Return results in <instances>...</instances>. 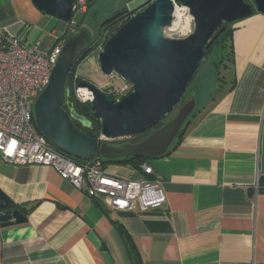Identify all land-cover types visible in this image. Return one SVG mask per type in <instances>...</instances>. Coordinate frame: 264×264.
<instances>
[{"label":"crops","instance_id":"1","mask_svg":"<svg viewBox=\"0 0 264 264\" xmlns=\"http://www.w3.org/2000/svg\"><path fill=\"white\" fill-rule=\"evenodd\" d=\"M103 1L86 14L91 27ZM112 1L132 13L150 0ZM68 27L32 0H0V28L40 43L42 55L62 48ZM233 28L230 79L219 77L212 98L204 87L183 140L147 160L164 179L162 207L107 209L54 169L9 164L0 155V191L28 212L19 210L26 223H0V264H135L122 229L141 264H264V16ZM110 165L108 175L143 177L129 165Z\"/></svg>","mask_w":264,"mask_h":264},{"label":"water","instance_id":"2","mask_svg":"<svg viewBox=\"0 0 264 264\" xmlns=\"http://www.w3.org/2000/svg\"><path fill=\"white\" fill-rule=\"evenodd\" d=\"M174 1L178 6L187 7L194 18V32L189 37L172 39L166 35L173 23L175 5L172 0H150L132 12L98 55L104 76L115 75L132 85L133 91L127 97L115 101L88 82L78 84L79 88L92 92L93 101L86 103L85 108L101 121V134L108 142L88 136L74 124L76 120L90 127V122L77 116L73 109L66 89L67 78L90 51L95 33L89 25L71 33L56 60L49 85L34 104L35 126L56 150L83 161L95 157L107 162L148 160L167 155L184 122L196 108V95L188 98L186 92L217 34L256 13L264 16V0ZM32 2L39 11L64 24L74 17L75 0ZM181 102L176 117L141 142L112 143L158 127ZM10 204L11 200L0 191L2 226L26 223L28 218L18 209H11Z\"/></svg>","mask_w":264,"mask_h":264},{"label":"built area","instance_id":"3","mask_svg":"<svg viewBox=\"0 0 264 264\" xmlns=\"http://www.w3.org/2000/svg\"><path fill=\"white\" fill-rule=\"evenodd\" d=\"M173 23L167 29L168 37L183 39L194 32V18L187 7L174 0ZM88 0H75L74 17L69 22V33L77 26L76 13H85ZM40 43L29 45L0 28V155L9 164L44 166L54 169L62 179L92 198H101L105 208L116 211H142L157 209L167 203L163 189L164 179L155 175L148 162L141 165V179L132 180L108 175L102 160L95 157L78 164L56 150L37 130L34 123V104L49 85L52 70L62 48L42 55ZM102 49V48H100ZM111 77H117L115 75ZM113 86L115 101L127 97L132 85L124 82ZM73 89L81 104L93 101L88 89L78 87L74 78ZM100 140L108 142L101 134ZM260 178L257 180V186Z\"/></svg>","mask_w":264,"mask_h":264},{"label":"trees","instance_id":"4","mask_svg":"<svg viewBox=\"0 0 264 264\" xmlns=\"http://www.w3.org/2000/svg\"><path fill=\"white\" fill-rule=\"evenodd\" d=\"M95 3H96V1L93 3H90V2L87 3L89 11L91 10V8H93V5ZM89 11H87L84 14L83 19L81 21H77V28H79L83 25H89L91 27V25L87 21L88 19L86 16V14L89 13ZM131 14L132 13L128 12V10L126 8H124V9H121V10L115 12L110 18L105 20L102 23V25L99 26V29L97 31L98 34L95 33V36H94V39H93V42L91 45V49H90L91 52L99 51V53H100V51H101L100 48H103L106 41L113 35V33L122 24H124L130 18ZM234 25H228L224 32L218 33L217 36L215 37V41H214L213 45L207 50V57L210 56L211 53L213 51H215V49H219V51H220V55H219L220 59L214 64V71L217 74H219V76L222 75L221 69L228 70L230 65H232L234 62V49H233V34H234V30H235L233 28ZM91 28L93 29V27H91ZM105 31L106 32L107 31H113V32L110 35L105 37V35H106ZM70 35H71V33H69V31H68L66 36H65V41L68 40ZM75 72H76V66L72 69V71L68 75L66 89H67V92H68V95L70 98V102L73 104V109H74L75 113L77 114V116H79V117L87 120L88 122H90V127H84L81 124L77 123V121H74V124L76 125V127L78 129H80L82 132H84L88 136H90L92 138L100 139L101 132H102L101 121L94 118L92 113L89 112L88 110H86L85 105L81 104L75 97V93H74V89H73V78H74ZM219 79H220V81H224L223 80L224 78H219ZM81 81L82 80L78 78V84ZM105 93L112 96L111 94H109L107 92H105ZM163 125L164 124L161 123L157 128H160ZM185 132H186V130H184L179 135V139H178L179 141L177 142V145H179V143L183 140ZM149 135H150V131H148L144 134H141L137 137L128 139V140H126V139L125 140H117V141L112 142V143H115V144L139 143ZM68 157L78 164L85 163V161H83V160H79V159L73 158L71 156H68ZM145 162H147L146 159H128V160H122V161H116V162L102 161V164L104 166V169H105L106 164L115 163L118 165H129L130 167H132L138 171H141L140 167ZM10 208L11 209H18V210H21L22 212H25L26 214H28V212H26L25 208L15 206L12 202L10 204ZM122 232L124 233L126 240L130 246V251L132 253L134 263L135 264H141L142 262L139 258V254L137 253L136 249L134 248V245L132 244V242L129 239L126 232L123 231V229H122Z\"/></svg>","mask_w":264,"mask_h":264},{"label":"rangeland","instance_id":"5","mask_svg":"<svg viewBox=\"0 0 264 264\" xmlns=\"http://www.w3.org/2000/svg\"><path fill=\"white\" fill-rule=\"evenodd\" d=\"M98 5H99V3H98ZM115 5H116V3L112 0H104L99 5V7H100L99 12L100 13H99L98 17H95L94 14H92L93 12L90 13V15L91 14L92 15L90 16L89 21L92 24V27L94 29V33H97V31L99 29V27H98L99 25H101L106 19L111 17L115 11H118L116 8H114ZM87 11H88V5H87V10L85 11V13ZM75 18L77 21H81L83 19V14L82 13H76ZM76 28H77V26H76ZM68 30H69V28H68ZM112 32L113 31H107V32L105 31V33H106L105 37L110 35ZM166 35H168L167 32H166ZM98 55H99V51L91 52V50H90L86 54L85 60L76 66V72L74 74V78L78 77L82 81L88 82L89 84H92V85L98 87L104 93L107 92V93L112 95L111 91H112L113 86H118L122 82L117 80V77H106L101 73L99 63H98ZM219 55H220L219 49H215V51H213L210 56H208V57L206 56L204 63L202 64L199 71L195 75L194 79L192 80V82L190 84L189 89L186 92V95L188 96V98H193V96L196 95L195 96L196 97V108L193 112V115L190 117V119H193V117L195 115L198 116V114H199V109L202 106V104H201L202 99H200V97L203 96L202 92H203L204 87H206L205 92L208 95V97L210 96V98H212L214 93H215V91L213 89H215V86H217V84L219 83V77L220 76H219V74H217L214 71V64L220 59ZM221 71H222V76L223 75H226V76L230 75L229 70L226 71L225 69H221ZM74 78H73V81H74ZM229 79H230V76H229ZM182 104L183 103L181 102V104L173 112H171L165 118V120H163L162 124H165V123L171 121L173 118H175V116L178 114ZM135 137H137V136H135ZM126 140H128V139H126ZM106 167H107L108 172H111V165L109 163L106 164Z\"/></svg>","mask_w":264,"mask_h":264},{"label":"flooded vegetation","instance_id":"6","mask_svg":"<svg viewBox=\"0 0 264 264\" xmlns=\"http://www.w3.org/2000/svg\"><path fill=\"white\" fill-rule=\"evenodd\" d=\"M85 58L86 57H83L80 61H79V63H81V62H83L84 60H85ZM78 63V64H79ZM77 64V65H78ZM193 114V113H192ZM192 114H191V116H192ZM190 116V117H191ZM176 117V116H175ZM190 117L184 122V124H183V126H182V128H181V131H180V134L186 129V126L188 125V122H189V119H190ZM76 121V120H75ZM77 123H79V124H81L82 126H83V123H81V122H79V121H77ZM158 128L156 127V128H154V129H152V130H150V134L153 132V131H155V130H157ZM179 138V137H178Z\"/></svg>","mask_w":264,"mask_h":264}]
</instances>
